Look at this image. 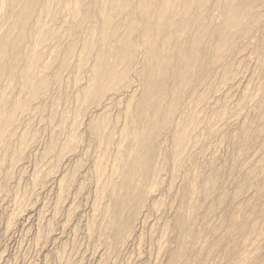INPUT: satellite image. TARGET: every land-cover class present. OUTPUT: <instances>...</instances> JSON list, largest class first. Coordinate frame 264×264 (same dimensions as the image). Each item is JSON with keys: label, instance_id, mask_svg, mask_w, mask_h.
I'll list each match as a JSON object with an SVG mask.
<instances>
[{"label": "rangeland", "instance_id": "1", "mask_svg": "<svg viewBox=\"0 0 264 264\" xmlns=\"http://www.w3.org/2000/svg\"><path fill=\"white\" fill-rule=\"evenodd\" d=\"M263 39L264 0H0V264H235L249 235L264 233ZM159 65L169 68L164 80ZM238 66L245 80L236 106L221 97L201 113L197 145L175 162V117ZM156 81L164 93L150 100ZM152 109L143 140L138 130ZM219 114L225 122L213 134L207 121ZM134 145L145 171L130 160ZM129 160L137 163L132 184L122 179ZM263 244L252 264H264Z\"/></svg>", "mask_w": 264, "mask_h": 264}, {"label": "bare ground", "instance_id": "2", "mask_svg": "<svg viewBox=\"0 0 264 264\" xmlns=\"http://www.w3.org/2000/svg\"><path fill=\"white\" fill-rule=\"evenodd\" d=\"M250 2V1H249ZM245 5V4H244ZM19 7V6H18ZM253 7V6H252ZM241 9V8H240ZM251 9V8H250ZM246 11V10H245ZM258 11V10H257ZM69 12V11H68ZM259 12V11H258ZM249 13V12H248ZM251 13V12H250ZM63 17V16H62ZM49 18V17H48ZM213 18V17H212ZM232 19V18H231ZM241 19V18H240ZM236 20V19H235ZM234 19H232L231 21H229V28L228 29H231V28H233L232 30H234V29H236V28H234L233 26H234V24H235V21ZM50 23V22H49ZM48 24V23H47ZM63 24V23H62ZM208 24V23H207ZM236 25V24H235ZM54 25H52V27H53ZM227 26V25H226ZM61 27V26H60ZM59 27V28H60ZM208 27V26H207ZM45 28V27H44ZM50 28L51 27H49V30H50ZM57 28V27H56ZM55 28V30H57ZM203 28V27H202ZM243 28V27H242ZM46 29H47V27H46ZM212 29V28H211ZM240 29V28H239ZM40 30H42V29H40ZM49 30H47L48 32H49ZM203 30V29H202ZM214 30V29H213ZM46 33H47V31L46 30H44ZM50 31H52V30H50ZM237 31H239L238 29H237ZM58 32V31H57ZM205 33H208V31L206 32L205 31ZM217 33H218V31H217ZM220 33V32H219ZM234 33H235V31H234ZM199 34V33H198ZM214 34V33H213ZM230 34H231V31H230ZM233 34V33H232ZM39 35V34H38ZM49 35V34H48ZM181 35V34H180ZM221 35V34H220ZM46 36V35H45ZM239 36V35H238ZM38 37V36H37ZM203 37V36H202ZM212 37V36H211ZM217 37V36H216ZM223 37V36H222ZM183 38V37H182ZM185 38V37H184ZM49 39V38H48ZM234 39H235V37H234ZM242 39V38H241ZM244 39H246V38H244ZM41 40H42V38H41ZM40 40V41H41ZM207 40V39H206ZM219 40V39H218ZM238 40V39H237ZM243 40V39H242ZM264 40V39H263ZM39 41V40H38ZM51 41V40H50ZM163 41V40H162ZM194 41V40H193ZM232 41V40H231ZM239 41H240V39H239ZM238 41V42H239ZM245 41V40H244ZM244 41H242V42H244ZM246 41H247V39H246ZM250 41V40H249ZM49 42V41H48ZM47 42V43H48ZM203 42V41H202ZM218 42V41H217ZM237 42V41H236ZM241 42V41H240ZM46 43V44H47ZM50 43V42H49ZM53 43V42H52ZM52 43H51V45H52ZM220 43V42H219ZM248 43V42H247ZM169 44V43H168ZM193 44V43H192ZM231 44V43H230ZM229 44V45H230ZM242 44V43H241ZM250 43H248V45H249ZM262 44H263V42H262ZM50 45V44H49ZM164 45V44H163ZM166 45V44H165ZM205 45V44H204ZM218 45V44H217ZM222 45V44H221ZM233 45V44H232ZM38 47H39V45H37ZM193 46H195V45H193ZM220 46V45H219ZM240 46V45H239ZM244 46H246V44L244 45ZM41 47H44L43 45L41 46ZM48 47V46H47ZM196 47V46H195ZM210 47V46H209ZM222 47V46H221ZM220 47V48H221ZM241 47V46H240ZM249 47V46H248ZM247 47V48H248ZM167 48V47H166ZM200 48V47H199ZM202 48V47H201ZM247 48H246V50H247ZM6 49V48H5ZM36 49V48H35ZM161 49V48H160ZM196 49V48H195ZM219 49V48H218ZM222 49V48H221ZM241 49H243V48H241ZM250 49V48H249ZM11 50V49H10ZM13 50H15V49H13ZM12 50V51H13ZM192 50V49H191ZM200 50V49H199ZM251 50V49H250ZM16 51V50H15ZM151 51V50H150ZM221 51H223V50H221ZM248 51V50H247ZM200 52V51H199ZM17 53V52H16ZM152 53V52H151ZM235 53H237V52H235ZM249 53V52H248ZM181 54V53H180ZM179 54V55H180ZM233 54V53H232ZM239 54V53H238ZM251 54V53H250ZM235 55V54H234ZM237 55V54H236ZM257 55V54H256ZM155 56H157V55H155ZM161 56V55H160ZM182 56H183V54H182ZM192 56V55H191ZM252 55H248L247 53H242L241 55H239L238 57H239V59H240V57H241V61L242 60H244V61H249V62H251V58L253 57H251ZM193 57V56H192ZM231 57V56H230ZM167 58V57H166ZM235 58V57H234ZM255 58V57H254ZM194 60H195V57L193 58ZM231 59H232V57H231ZM160 60V59H159ZM164 60V59H163ZM191 60V59H190ZM193 60V61H194ZM199 60V59H198ZM234 60V59H233ZM261 60V59H260ZM263 60V59H262ZM161 61V60H160ZM230 61V60H229ZM235 61V60H234ZM252 61H253V59H252ZM164 62V64H165V60L163 61ZM166 62H167V60H166ZM171 62V61H170ZM199 62V61H198ZM231 62V61H230ZM237 62H238V60H237ZM45 63V62H44ZM107 63V62H106ZM252 63V62H251ZM259 63V62H258ZM261 63V62H260ZM40 64V63H39ZM173 64V63H172ZM190 64H191V62H190ZM233 64H235V63H233ZM240 64V63H239ZM245 64V63H244ZM243 64V65H244ZM250 64V63H249ZM256 64V63H255ZM166 65H167V63H166ZM247 65V64H246ZM103 66H104V64H103ZM162 66H165V65H163L162 64ZM161 65H159L155 70H154V73L156 74V76H157V78H158V80H160V79H162V80H164L163 78H162V76L163 77H165L166 76V73L164 72L166 69H169V68H165L164 69V67H162ZM187 66V65H186ZM201 66V65H200ZM225 66V65H224ZM32 67V66H31ZM102 67V66H101ZM104 67H106V66H104ZM180 67V66H179ZM190 67L192 68V69H194V67H196V63L194 62H192V64L190 65ZM181 68V67H180ZM183 68V67H182ZM188 68V67H187ZM212 68H214V67H212ZM219 68V66L217 67V69ZM233 68H234V65H233ZM240 67L238 66V68H236V73H233L232 75H231V79H230V81H226L227 83H225L224 84V81L222 82L223 83V85H220V86H216L215 88H213V89H211V85L212 84H209V87H208V85L206 86H202L201 88H200V92H201V94H203L204 96H203V98L201 97V99H198V101L197 100H195V101H192L191 103L189 102V103H187L186 102V100H185V102L187 103V106H186V110H185V108L183 107V104H182V107L184 108V110L180 113V114H178V116H176L175 117V120L177 121V129H176V131H175V133H174V146H175V148L174 149H176V152H175V156H176V159H174L173 157H172V159H174L175 160V162H180V161H182V160H184L187 156H188V154L190 153V152H192L193 150L192 149H194V144H196V143H193V142H195L194 140H196V138H198L197 136L199 135V133L201 132V130L203 129V123H202V121H200L201 119H200V116H201V113H203L205 110H210V111H212V113H213V111H215L217 108L216 107H218V102H219V99L221 98V97H223V98H225V106L227 107V106H233V105H235V102H236V97L238 96V94H239V90L240 89H238L240 86V84H241V82H242V80L244 79V72H242V71H240V69H239ZM241 68H243V67H241ZM245 68H247V67H245ZM251 68V67H250ZM261 68H263V67H261ZM222 69V68H221ZM104 70V69H103ZM190 70V69H189ZM211 70V69H210ZM225 70H226V68H225ZM228 70V69H227ZM231 70H233V69H231ZM264 70V69H263ZM38 71V70H37ZM42 71H44V70H42ZM102 71V70H101ZM167 71V70H166ZM178 71V70H177ZM220 71V70H219ZM248 71V70H247ZM258 71V70H257ZM107 72V71H106ZM169 72V71H168ZM171 72V71H170ZM212 72V71H211ZM216 72V71H215ZM218 72V71H217ZM229 72H230V70H229ZM228 72V73H229ZM33 73V72H32ZM31 73V74H32ZM191 73H192V71H191ZM231 73H232V71H231ZM40 74H42L41 72H40ZM39 74V75H40ZM152 75L151 76H153L154 74L153 73H151ZM169 74V73H168ZM171 74V73H170ZM203 74V73H202ZM209 74V73H208ZM225 74V73H224ZM34 75V74H33ZM182 75V74H181ZM36 77L38 76V74L37 75H35ZM41 76V75H40ZM203 76V75H202ZM211 76H213V75H211ZM225 76V75H224ZM228 76V75H227ZM226 76V77H227ZM32 77V76H31ZM168 77V76H167ZM170 77V76H169ZM183 77H184V74H183ZM182 77V78H183ZM186 77V76H185ZM216 77V76H215ZM228 77H230V75L228 76ZM227 77V78H228ZM32 78H35V77H32ZM38 78V77H37ZM111 78V77H110ZM209 78L210 77H208V80H209ZM183 79H185V78H183ZM181 80V82L182 81H185V80ZM201 79V78H200ZM211 79V78H210ZM213 79V78H212ZM100 80V79H99ZM208 80H206V81H208ZM217 80V79H216ZM223 80H226V79H223ZM245 80V79H244ZM251 80V79H250ZM210 81V80H209ZM219 81V80H218ZM150 82V81H149ZM248 82V81H247ZM246 82V83H247ZM77 83V82H76ZM158 83V86H161V88H159L158 89V86L156 85ZM161 83V82H160ZM183 83V82H182ZM262 83V82H261ZM177 84H178V82H177ZM195 84V83H194ZM199 85V84H198ZM201 85V84H200ZM259 85V84H258ZM76 87L78 86V84H76L75 85ZM157 86V87H156ZM164 84H159V81H156L155 83H149V88H148V90H149V96H150V100H152V99H156V96L157 95H162L163 93H164ZM166 86V85H165ZM213 86V85H212ZM244 86H246V85H244ZM79 87V86H78ZM147 87V86H146ZM163 87V88H162ZM176 87V86H175ZM243 88H245V87H243ZM242 88V89H243ZM264 88V86L261 88V90ZM146 89V88H145ZM258 89V88H257ZM147 90V91H148ZM195 90H196V88H195ZM167 91V90H166ZM175 91H176V89H175ZM185 91V90H184ZM196 92H197V90H196ZM263 92V91H262ZM176 93V92H175ZM185 93V92H184ZM198 93V92H197ZM196 93V94H197ZM242 93H243V91H242ZM241 93V94H242ZM106 94H108V92L106 93ZM110 94V93H109ZM147 94V93H146ZM167 94V93H166ZM262 94V93H261ZM177 95V94H176ZM264 95V94H263ZM113 96V95H112ZM146 96V95H145ZM144 96V97H145ZM149 96H146L147 98L149 97ZM199 96V95H198ZM202 96V95H201ZM245 96V95H244ZM257 96V95H256ZM105 97V95L103 96V98ZM242 97V96H241ZM261 97V96H260ZM160 98V97H159ZM263 98V97H262ZM105 99H106V97H105ZM237 99H238V97H237ZM240 99V98H239ZM242 99H243V97H242ZM161 99H159V101H160ZM192 100V99H191ZM264 100V99H263ZM99 101V100H98ZM114 101V100H113ZM182 101V100H181ZM222 101V100H221ZM241 100H239V102H240ZM109 102V101H108ZM142 102H144V101H142ZM157 102V101H156ZM174 102V101H173ZM223 102V101H222ZM148 103H150V102H148ZM179 103V102H178ZM182 103V102H181ZM102 104V103H101ZM106 104V103H105ZM114 104V103H113ZM118 104V103H117ZM144 104V103H143ZM180 104V103H179ZM99 105H100V103H99ZM107 105V104H106ZM105 105V106H106ZM109 105V104H108ZM155 105H156V103H155ZM155 105H154V107H155ZM172 106V105H171ZM174 106V105H173ZM179 106V105H178ZM223 106H224V104H223ZM236 106V105H235ZM241 106V105H240ZM153 107V106H152ZM153 107V108H154ZM181 107V108H182ZM247 107V106H246ZM91 108V107H90ZM94 108V107H93ZM106 108V107H105ZM180 108V107H179ZM220 108V107H219ZM230 108V107H229ZM232 108V107H231ZM111 109V108H110ZM161 109V108H160ZM227 109V108H226ZM237 109H239V107H237ZM241 109V108H240ZM175 111H176V109H174ZM208 110V111H209ZM151 111V110H150ZM174 111V112H175ZM224 111V110H223ZM223 111L221 112V111H219V112H221V113H223ZM234 111V110H233ZM25 112V111H24ZM27 112V111H26ZM173 112V113H174ZM22 113V112H21ZM206 113V112H205ZM204 113V114H205ZM216 113V112H215ZM170 114V113H169ZM175 114V113H174ZM203 114V115H204ZM209 114V113H208ZM158 115H159V113H158ZM168 115V114H167ZM207 115V114H206ZM224 115H225V112H224ZM21 116V115H20ZM228 116H230V114L228 115H226V118H229ZM134 117V116H133ZM138 117V116H137ZM147 120H145V123H144V125H142L141 123H139V124H141L142 125V128H139V132H138V136L141 138V139H143V138H145V139H147L146 138V136H147V125H150V124H152L153 125V123L155 122V120H156V118H157V112H156V110H153L152 109V111L150 112V115L149 114H147ZM158 117H160V116H158ZM171 117V116H170ZM215 117V116H214ZM221 117H223V114H219L218 115V117L216 118V119H214V121L212 122V123H210L209 124V122L207 121L208 119H207V117H206V121H207V124H208V127H207V129H209L210 131H212V130H214V129H219L220 128V126H222L223 125V123L225 122L224 121V119L223 118H221ZM231 117V116H230ZM168 118H169V115H168ZM205 117H203V119H204ZM208 118H210V117H208ZM264 118V117H263ZM171 119V118H170ZM229 119H231L232 120V118H229ZM234 119V118H233ZM210 121H211V119H209ZM228 120V119H227ZM226 120V121H227ZM231 120H230V122H231ZM160 121H162V120H160ZM160 121H159V123H160ZM169 121V120H168ZM127 122H129V121H127ZM134 122H136V121H134ZM228 122V124H230L229 123V121H227ZM226 122V123H227ZM132 123V122H131ZM130 123V124H131ZM167 123V122H166ZM224 124V125H227V124ZM137 124V123H136ZM222 124V125H221ZM232 124H234L233 122H232ZM236 124V123H235ZM151 125V126H152ZM160 125V124H159ZM162 125H163V123H162ZM164 125H166V124H164ZM13 126V125H12ZM15 126V125H14ZM82 126V125H81ZM136 126V125H135ZM154 126V125H153ZM176 126V125H175ZM175 126L173 127V128H175ZM229 126V125H228ZM262 126H263V124H262ZM224 128H225V126H223ZM227 127V126H226ZM160 128V127H159ZM104 129V128H103ZM108 129V128H107ZM141 129V130H140ZM221 129V128H220ZM220 129H219V131H220ZM229 129H230V126H229ZM231 129H233V128H231ZM235 129V128H234ZM233 129V130H234ZM157 130V129H156ZM160 130V129H159ZM209 130H208V132L207 133H209ZM238 130V129H237ZM107 131V130H106ZM148 131H150V128L148 129ZM152 131V130H151ZM173 131V130H172ZM215 131V130H214ZM217 131V130H216ZM216 131H215V133H213V131H212V133L213 134H217L216 133ZM218 131V132H219ZM225 131H227V130H225ZM235 131V130H234ZM243 131V130H242ZM109 132V131H108ZM108 132H107V134H108ZM155 132V131H154ZM157 132V131H156ZM161 132H163V131H161ZM165 132V131H164ZM221 132V131H220ZM224 132V131H223ZM243 132H245L246 133V130L245 131H243ZM149 133V132H148ZM152 133V132H151ZM227 133V132H226ZM153 134V133H152ZM159 133H157V135H158ZM238 134V133H237ZM249 134V133H248ZM1 135H3V133L1 134ZM165 135L167 136V134L165 133ZM211 135V134H210ZM227 135V134H226ZM155 136V135H154ZM202 136H203V133H202ZM208 136V135H207ZM234 136V135H233ZM160 137V136H159ZM215 137V136H214ZM161 138H163V137H161ZM166 138V137H165ZM165 138H163L164 140H165ZM200 138V137H199ZM261 138H262V135H261ZM127 139V138H126ZM145 139H143V140H145ZM156 139V138H155ZM155 139H154V141H155ZM204 139V138H203ZM156 140H159V139H156ZM123 141V140H122ZM149 141V140H148ZM141 142V141H140ZM144 142V141H143ZM158 142V141H157ZM221 142H222V140H221ZM220 142V143H221ZM243 143V142H242ZM156 144V143H155ZM200 144V143H199ZM215 145L217 144V142H215L214 143ZM259 144V143H258ZM263 144V143H262ZM261 144V145H262ZM197 145V144H196ZM215 145H213L214 147H215ZM222 145V144H221ZM124 146V145H123ZM150 146H153V145H150ZM217 146V145H216ZM219 146H220V144H219ZM264 146V145H263ZM154 147V146H153ZM198 147V146H197ZM218 147V146H217ZM221 147V146H220ZM247 147V146H246ZM127 148V147H126ZM150 148V147H149ZM241 148V147H240ZM262 148V147H261ZM122 149H124V147L122 148ZM244 149V148H243ZM248 149H249V147H248ZM121 150V149H120ZM224 150V149H223ZM240 150H242V149H240ZM244 151V150H243ZM243 151H241V153L243 152ZM246 151H248V150H246ZM116 152H117V150H116ZM249 152H250V150H249ZM119 153V152H118ZM128 153H129V157H131V159L130 160H133L132 158H135V162H137V161H139V160H142V159H137V157H138V154H139V147H138V145H134V146H130V148L128 149ZM148 153V152H147ZM202 153V152H201ZM220 153V152H219ZM251 153V152H250ZM191 154V153H190ZM209 154V153H208ZM66 155V154H65ZM206 155H207V153H206ZM212 155H214V153L212 154ZM244 155V154H243ZM246 155V154H245ZM255 155V154H254ZM127 157V156H126ZM125 157V158H126ZM154 157V156H153ZM201 157V156H200ZM199 157V158H200ZM238 157H239V155H238ZM237 157V159H239ZM243 157V156H242ZM260 157H261V155H260ZM260 157H258V158H260ZM157 158V157H156ZM189 158V157H188ZM202 158H203V156H202ZM201 158V159H202ZM254 157H252V159H253ZM127 159H128V157H127ZM161 159V158H160ZM254 159H256V158H254ZM261 159V158H260ZM63 160H64V158H63ZM126 160V159H125ZM130 160L128 161V163L126 164V165H124L126 168H125V170H124V168H123V170H124V173H123V178L122 179H124V182L125 181H127L128 180V182L129 183H131L132 181V179H133V177L134 176H137V175H135L134 173V170H133V166H134V164H137V163H131L130 162ZM154 160V159H153ZM186 160V159H185ZM198 160H200V159H198ZM204 159H202L201 161H203ZM240 160V159H239ZM121 161V160H120ZM123 161V160H122ZM211 161V160H210ZM216 161V160H215ZM242 161V160H241ZM245 161H247V159L245 160ZM249 161H251V160H249ZM260 161V160H259ZM67 162V161H66ZM142 162V161H141ZM140 161H139V163L137 164L138 166H140V171H145L144 169H146L145 167H143L142 169H141V165H139L140 163H141ZM148 162H150V159H148ZM160 162V161H159ZM182 162H184V161H182ZM205 162V161H204ZM203 162V163H204ZM219 162V161H218ZM264 162V161H263ZM121 163V162H120ZM153 163V162H152ZM152 163H151V165H152ZM171 164H172V162H170ZM258 163V162H257ZM143 164V163H142ZM173 164H174V162H173ZM177 164V163H176ZM175 164V165H176ZM215 164V163H214ZM246 164V163H245ZM259 164H260V162H259ZM263 164V163H262ZM121 165H122V163H121ZM147 165V164H146ZM145 165V166H146ZM154 165V164H153ZM178 165H180V163L178 164ZM205 165V164H204ZM207 165V164H206ZM251 165V164H250ZM249 165V166H250ZM252 165H253V162H252ZM264 165V164H263ZM246 166V165H245ZM148 169H150L149 168V166H146ZM157 167H159L158 165H157ZM259 167V166H258ZM263 167V166H262ZM134 168H136L137 169V166L136 167H134ZM155 168H156V166H155ZM159 168H161V167H159ZM175 168H179V166L178 167H176L175 166ZM197 168V167H196ZM240 168V167H239ZM256 168V167H255ZM254 168V169H255ZM138 169H139V167H138ZM152 169H153V167H152ZM151 169V170H152ZM195 169V168H194ZM251 169V168H250ZM259 169V168H258ZM261 169H263L264 170V168H261ZM241 170V169H240ZM40 171V170H39ZM136 171V170H135ZM139 171V170H138ZM138 171H136L137 173H139ZM146 171H148V170H146ZM159 171V170H158ZM160 171H162L161 169H160ZM165 171V170H164ZM175 171V170H174ZM242 171V170H241ZM245 171H247V170H245ZM258 171V170H257ZM41 172V171H40ZM119 172V171H118ZM122 172V171H121ZM120 172V173H121ZM253 172V171H252ZM261 172V171H260ZM39 173V172H38ZM113 173V172H112ZM147 173V172H146ZM151 173H152V171H151ZM156 173H157V169H156ZM244 173V172H243ZM255 173V172H254ZM254 173H251V174H254ZM106 174V173H105ZM119 174V173H118ZM118 174H117V176H118ZM144 175H146L145 173H143ZM142 174V175H143ZM153 174H155L154 173V171H153ZM158 174V173H157ZM163 174V173H162ZM161 174V172L158 174V178L162 175ZM247 174V173H246ZM102 175V174H101ZM139 175H141V172H140V174ZM143 175V176H144ZM150 175V174H149ZM148 174H147V176H149ZM156 175V174H155ZM173 175V174H172ZM182 175V174H181ZM143 176H142V179H144L143 178ZM166 176V175H165ZM164 176V177H165ZM261 176H262V174H261ZM119 177H121V176H118V178ZM149 177H151V175L149 176ZM154 177H156V176H154ZM162 177V176H161ZM170 177V176H169ZM175 177V176H174ZM208 178V177H207ZM254 178V177H253ZM141 179V180H142ZM145 179H147V178H145ZM163 179V178H162ZM196 179V178H195ZM194 179V180H195ZM247 179V178H246ZM103 180V179H102ZM119 180H121V179H119ZM130 180V181H129ZM139 180H140V177H139ZM138 180V181H139ZM176 180V179H175ZM263 180V179H262ZM123 181V180H122ZM121 181V182H122ZM157 181H160V180H157ZM163 181H164V179H163ZM162 181V182H163ZM178 181V180H177ZM253 181V180H252ZM54 182V181H53ZM98 182V181H97ZM127 182V183H128ZM142 182H144L145 183V180L143 181H141V183ZM153 182V181H152ZM161 182V183H162ZM183 182V181H182ZM134 183V182H133ZM147 183V182H146ZM145 183V184H146ZM149 183H151V181H149ZM192 183H194V182H192ZM208 183V182H207ZM108 184V183H107ZM132 184V183H131ZM135 184V183H134ZM144 184V185H145ZM260 184V183H259ZM106 185V184H105ZM129 185V184H128ZM127 185V186H128ZM154 185V184H153ZM153 185H151V188L152 189H149V191L147 192L146 191V193H148V195L146 194V196L145 197H151L152 198V196H153V194L155 195V193H156V190L155 189H157V187H156V185L155 186H153ZM113 186V185H112ZM139 186H140V182H139ZM146 186H148V185H146ZM153 186V187H152ZM175 186V185H174ZM173 186V187H174ZM256 187H257V185H255ZM108 187V186H107ZM142 187V186H141ZM144 187V186H143ZM180 187V186H179ZM190 187V186H189ZM192 187H194V186H192ZM262 187V186H261ZM148 188H149V186H148ZM195 188V187H194ZM192 189V190H195V189ZM250 188V187H249ZM248 188V189H249ZM111 189V188H110ZM131 189V188H130ZM139 189V188H138ZM189 189V188H188ZM238 189V188H237ZM255 189L256 188H254V191H255ZM116 190V189H115ZM148 190V189H147ZM141 191H143V190H141ZM141 191H138V192H141ZM145 191V190H144ZM191 191V190H190ZM238 191V190H237ZM113 192V191H112ZM141 193H143V192H141ZM140 193V194H141ZM159 193V192H158ZM196 193V192H195ZM243 193V192H242ZM262 193H263V189H262ZM131 194V193H130ZM191 194V193H190ZM244 194V193H243ZM242 194V195H243ZM137 195H139V193L137 194ZM144 195L145 194H143V198H144ZM192 195V194H191ZM193 195H194V193H193ZM240 195V194H239ZM245 195V194H244ZM128 196V195H127ZM140 196H142V194L140 195ZM164 196V195H163ZM241 196V195H240ZM143 198H142V200H143ZM173 198V197H172ZM195 197H193V199H194ZM264 198V197H263ZM133 199V198H132ZM145 199V198H144ZM184 199V198H183ZM188 199V198H187ZM125 200V199H124ZM128 200V199H127ZM190 200V199H189ZM258 200H259V198H258ZM134 201H136L135 199H134ZM240 201H242V200H240ZM246 201H247V199H246ZM250 201V200H249ZM248 201V202H249ZM260 201V200H259ZM262 201V200H261ZM260 201V202H261ZM191 202H193L192 201V199H191ZM145 203V202H144ZM189 203V202H188ZM264 203V202H263ZM121 204V203H120ZM124 204V203H123ZM129 204V203H128ZM246 204V203H245ZM122 205V204H121ZM131 205V204H130ZM237 205V204H236ZM243 205H244V203H243ZM242 205V206H243ZM248 205V204H247ZM133 206V205H132ZM184 206V205H183ZM186 206V205H185ZM193 206V205H192ZM117 207L118 206H116V208H115V210L117 209ZM123 207V206H122ZM158 207V206H157ZM188 207H189V205H188ZM119 208V207H118ZM124 208V207H123ZM139 208V207H138ZM141 208V207H140ZM153 208V207H152ZM151 208V209H152ZM189 208H191V206L189 207ZM188 208V209H189ZM194 208V207H193ZM239 208V207H238ZM244 208V207H243ZM242 208V209H243ZM260 208H262V210H263V206L262 207H260ZM113 209H114V207H113ZM120 209V208H119ZM118 209V210H119ZM122 209V208H121ZM120 209V210H121ZM125 209V208H124ZM154 209H155V207H154ZM153 209V210H154ZM138 210V209H137ZM157 209H155V211H156ZM195 210V209H194ZM239 210H241V209H239ZM238 210V211H239ZM261 211V210H260ZM153 212V211H152ZM168 212V211H167ZM171 212H172V210H171ZM124 213V212H123ZM136 213H138V212H136ZM150 213V212H149ZM155 213H158V212H155ZM198 214H199V212H197ZM262 213V212H261ZM117 214V213H116ZM133 214V213H132ZM142 214V213H141ZM171 214V213H170ZM210 214V213H209ZM213 214V213H212ZM263 214V213H262ZM109 215V214H108ZM135 215V214H134ZM137 215V214H136ZM143 215V214H142ZM153 215H154V213H153ZM176 215V214H175ZM187 215V214H186ZM188 215H190V214H188ZM219 215V214H218ZM236 215V214H235ZM191 216V215H190ZM189 216V217H190ZM193 216V215H192ZM191 216V217H192ZM217 216V215H216ZM232 216H234V214L232 215ZM136 217V216H135ZM142 217V216H141ZM158 217V216H157ZM235 217V216H234ZM109 218V217H108ZM131 218H132V215H131ZM188 218V217H187ZM215 218V217H214ZM239 218V217H238ZM259 218H262L261 219V221H262V227L264 228V214H263V216H259ZM110 219V218H109ZM108 219V220H109ZM189 219H191V218H189ZM110 220H112V219H110ZM109 220V222H111ZM131 220V219H130ZM152 220H154V219H152ZM186 220V219H185ZM202 220V219H201ZM210 220H212V219H210L209 218V222H211ZM113 221V220H112ZM149 221V220H148ZM190 221V220H189ZM203 221V220H202ZM223 221V220H222ZM221 221V222H222ZM253 221V220H252ZM255 221V220H254ZM130 221H128V223H129ZM138 222H139V220H138ZM193 222V221H192ZM204 222H205V220H204ZM207 222V221H206ZM224 222H225V220H224ZM259 222H260V219H259ZM132 223V222H131ZM152 223V222H151ZM213 223V222H212ZM218 223V222H217ZM220 223V222H219ZM218 223V224H219ZM241 223V222H240ZM255 223V222H254ZM198 224V223H197ZM205 224H208V223H205ZM204 224V225H205ZM222 224V223H221ZM242 224V223H241ZM253 224V223H252ZM252 224H250V226L252 225ZM261 224V223H260ZM120 225V224H119ZM123 225V224H122ZM164 225V224H163ZM196 225V224H195ZM228 225V224H227ZM226 225V226H227ZM257 225H259V224H257ZM256 225V226H257ZM113 226H117V221L115 220V218H114V221H113ZM126 226H127V224H126ZM125 226V227H126ZM149 226V225H148ZM202 226V225H201ZM200 226V227H201ZM118 227V226H117ZM161 227V226H160ZM204 227V226H203ZM221 227V226H220ZM258 227V226H257ZM257 227H254L255 228V230H256V228ZM261 227V226H260ZM131 228V227H130ZM149 228V227H148ZM166 228V227H165ZM181 228V227H180ZM191 228V227H190ZM207 228V227H206ZM206 228H204V229H206ZM209 228V227H208ZM215 229H216V227H214ZM147 229V228H146ZM182 229H183V226H182ZM214 229V230H215ZM220 229H222V227L220 228ZM224 229H226V228H224ZM128 230V229H127ZM232 230V229H231ZM258 230V229H257ZM262 230V229H261ZM118 231H119V228H118ZM164 231V230H163ZM185 231V230H184ZM219 231H221V230H219ZM230 231V230H229ZM260 231V230H259ZM258 231V232H259ZM264 231V230H263ZM115 232V231H114ZM132 232V231H131ZM188 232V231H187ZM165 233V232H164ZM164 233H163V235H164ZM217 233H219V232H217ZM216 233V234H217ZM250 233H251V231H250ZM186 234V233H185ZM197 234V233H196ZM201 234V233H200ZM236 234V233H235ZM244 234V233H243ZM187 235V234H186ZM219 235H221V234H218V236ZM233 235V234H232ZM152 236V235H151ZM122 237V236H121ZM127 237V236H126ZM126 237H122V238H126ZM163 237V236H162ZM194 237V236H193ZM229 237V236H228ZM237 237V236H236ZM243 237H244V235H243ZM161 238V237H160ZM189 238V237H188ZM196 238V237H195ZM198 238V237H197ZM248 238V237H247ZM161 239H164V238H161ZM191 239H192V237H191ZM190 239V240H191ZM238 239V238H237ZM123 240V239H122ZM130 240V236H129V238H128V241ZM157 240V239H156ZM189 240V239H188ZM193 240H195V239H193ZM197 240V239H196ZM198 240H199V238H198ZM235 240V239H234ZM242 240V239H241ZM126 241V240H125ZM165 241V240H164ZM204 241V240H203ZM205 241H206V239H205ZM236 241V240H235ZM238 241H239V239H238ZM122 242V241H121ZM124 242V241H123ZM193 242V241H192ZM195 242V241H194ZM200 242V241H199ZM262 242H264V233L263 232H259V233H256V234H250L249 235V238L242 244V248H241V251H240V254H239V252H237V254H239V259H238V261L235 263V264H252V259H254L253 257H255V254H256V245H258V244H260V243H262ZM166 243V242H165ZM185 243V242H184ZM163 244V243H162ZM227 244V243H226ZM238 244V243H237ZM195 245H196V243H195ZM197 245H198V247H200V246H202L203 244L200 242V243H197ZM206 245V244H205ZM228 245V244H227ZM127 246V245H126ZM165 246V245H164ZM239 246V245H238ZM263 246H264V244H263ZM236 247V246H235ZM241 247V246H240ZM258 247V246H257ZM197 248V247H196ZM203 248V247H202ZM205 248V247H204ZM207 248V247H206ZM195 249V248H194ZM199 249H201V248H199ZM237 249V248H236ZM259 252H261V251H258V253ZM185 255H187V254H185ZM185 255H183V256H185ZM181 257V256H180ZM235 257H237V256H235ZM176 258H177V256H176ZM163 259V258H162ZM179 259V258H178ZM237 259V258H236ZM185 260H187V259H185ZM258 260V259H257ZM156 261V260H155ZM158 261V260H157ZM254 261V260H253ZM264 261V260H263ZM232 262V261H231ZM218 263V262H217ZM180 264V263H179ZM219 264V263H218Z\"/></svg>", "mask_w": 264, "mask_h": 264}]
</instances>
